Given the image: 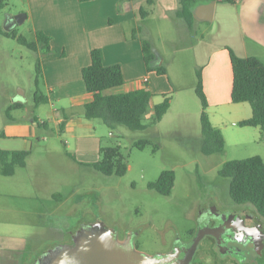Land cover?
Segmentation results:
<instances>
[{"label":"rangeland","instance_id":"rangeland-1","mask_svg":"<svg viewBox=\"0 0 264 264\" xmlns=\"http://www.w3.org/2000/svg\"><path fill=\"white\" fill-rule=\"evenodd\" d=\"M156 1L154 4L142 1V6L151 14L144 21L139 17L140 24L134 28L141 27V36L152 42L159 64L169 69L174 89L167 96L174 99V105L183 104L191 111H200L202 106L196 94L197 71L203 67L210 53L223 44L241 50L237 26L230 18L225 24L218 18L214 23L195 22L189 29L187 23L176 15L174 0ZM22 9L24 5L21 2L10 0L9 5L0 10V29L6 31L8 19L21 14ZM132 28L128 27V30L132 32ZM14 29L28 41L34 40L29 23L17 25ZM212 30L217 32L215 36L211 34ZM189 46L191 48H187ZM247 48L260 54L264 61V48L250 38L247 39ZM39 58L38 53L16 40L0 35V132L11 118L30 121L34 116L38 117L49 127L41 128L45 140L35 141L34 154L27 159L29 167L25 173L34 176L38 172L37 160H43L46 165L53 159L63 161L61 167L48 165L49 170L61 178L63 207L56 216L6 213L3 209L7 198L0 197V219H12L15 223L32 222L31 260L36 261L45 251L69 241L70 235L82 224L97 222L115 230L122 240L129 234L135 235V244L144 253L166 254L174 241L185 239L188 231L196 228V212L207 199L217 197L232 202L230 180L220 175L223 165L246 154H264L263 139L262 144L255 145L249 153L241 154L225 147L222 153L205 155L201 150L203 141L198 137L200 129L190 123L180 126V120L172 124L164 122L159 126L158 134L153 130L132 131L124 126L112 130L101 120H94L102 146H120L128 170L120 177L106 176L93 168L82 167L73 161L70 154L75 140L62 133L57 123L49 121V113L53 108H61L60 105L54 107L48 102L35 106L37 90L48 96L43 78L39 80V87L36 85ZM165 95L154 97L160 100ZM17 102L25 107L9 112V107ZM245 105L251 107L250 104ZM207 113L215 117L214 111L207 110ZM151 117L152 112H149L146 124L151 123ZM140 139H149L154 144L141 151L134 146ZM67 141L70 148L66 146ZM50 148L56 150L57 156L48 154ZM165 171H174L176 177L169 196L149 188ZM27 181H30L29 177ZM50 223L55 225L56 231H49Z\"/></svg>","mask_w":264,"mask_h":264},{"label":"crops","instance_id":"crops-1","mask_svg":"<svg viewBox=\"0 0 264 264\" xmlns=\"http://www.w3.org/2000/svg\"><path fill=\"white\" fill-rule=\"evenodd\" d=\"M18 1L24 5L20 13L27 15L24 23H29L33 38L36 32H42L51 38L52 52L49 55L40 52L39 59L49 102L54 107L60 105L61 108H53L48 115L49 121L57 123L59 128L65 123L63 133L75 140L71 158L76 164L88 167L99 161L100 149L103 147L98 127L84 116L85 105L91 103L94 97L86 89L82 71L91 64V52L94 49L102 50L106 66L119 65L122 68L125 84L114 92L148 89L156 96L167 95L174 89L168 68L166 75L148 70L142 51L143 37L141 33L135 37L134 27L140 24L138 9L143 0H90L84 3L79 0ZM162 1L157 0L156 3ZM179 1L174 0L176 15L180 11ZM206 13L207 11L203 12L204 15ZM218 18L222 24L229 18L235 21L242 48L238 50L229 44H223L210 53L201 68L209 105L207 110L215 113V117L211 114L209 117L212 124L223 133L226 149L231 147L237 153H249L255 145L262 144L264 135L260 128L239 126L241 121L252 117V107L245 105L248 103L235 104L232 101L234 75L228 49H233L241 57H257L262 60L260 54L248 51L247 39L250 38L264 48V0H238L235 4L216 1L212 21L195 20L214 23ZM131 26L132 32L128 30ZM211 34L215 36L217 32L212 30ZM262 62L264 63L263 60ZM153 65L160 66L159 58H156ZM163 100L164 96L160 100L154 97L150 112L153 113L154 107ZM201 113L202 110L191 111L187 105H174L173 99L170 110L158 125L148 126L142 132L153 130L154 134H158L159 126L164 122L172 124L180 120V126L190 123L200 129L198 137L203 141ZM36 120L43 122L35 116L30 121L12 118L7 122L0 132V149L30 150L29 158L32 157L35 141L45 140ZM67 143L66 146L70 148L69 141ZM48 154L57 156L54 148H50ZM246 155L234 160L255 156ZM257 155L264 160V154ZM35 163L39 170L34 176L25 173L29 167L28 162L26 167L18 168L13 176L0 174V197L7 198L4 212L54 217L61 211V178L49 170L48 165L52 168L61 167L63 161L53 159L48 165L43 160ZM28 177L30 181H27ZM31 223L0 219V264L35 262L30 256ZM48 226L50 232L56 231L54 224L50 223Z\"/></svg>","mask_w":264,"mask_h":264},{"label":"trees","instance_id":"trees-1","mask_svg":"<svg viewBox=\"0 0 264 264\" xmlns=\"http://www.w3.org/2000/svg\"><path fill=\"white\" fill-rule=\"evenodd\" d=\"M10 0H0V10H4L9 5ZM90 0H79L84 3ZM154 4L153 0H148ZM213 0H180V11L177 15L182 18L187 25L193 27L196 20L193 17L192 9L201 3ZM235 4L238 0H216ZM150 12L141 6L138 9V17L144 21L150 16ZM141 27L134 30L135 37L141 33ZM0 35L16 40L22 46L27 47L35 53L49 55L51 51V38L42 32H36L34 40L28 41L23 35L18 34L17 29L10 32L0 29ZM144 61L148 70L156 71L159 75H166L164 65L155 67V54L152 42L141 39ZM233 69V89L232 101L235 104L248 103L252 107V117L239 123L240 127L260 128L264 132V63L257 57H241L233 49H228ZM36 85L39 87V80L43 78L41 61L38 59L36 65ZM86 89L94 97L93 101L84 107V116L88 121L101 120L108 128L114 130L119 126H124L132 131H144L148 126L157 125L171 108L172 99L167 95L164 100L154 107L151 123L147 125L145 118L150 112L154 94L148 89L133 90L127 93L114 92L125 84L122 68L119 65L106 66L104 64L103 52L94 49L91 52V64L82 71ZM198 84L196 94L201 102V131L203 136L202 152L205 155L222 153L226 147L223 133L216 128L207 113L208 100L203 86L201 69L197 71ZM35 106L49 102L48 96L41 95L39 90L34 96ZM23 103H14L9 107V112L23 109ZM9 118H11L9 116ZM12 120V118L10 119ZM39 128H48L47 122L36 120ZM65 123L60 125L63 133ZM154 143L149 139H140L134 146L143 151ZM158 148V145H156ZM31 151H3L0 149V174L3 176H13L18 168L27 165V159ZM95 171L106 176H124L128 166L126 158L120 146L102 147L100 149V159L98 162L88 165ZM220 175L230 180L229 195L236 203H247L254 206L264 217V160L260 156H253L241 160H232L223 165ZM174 171L163 172L158 180L149 185V188L169 196L175 184ZM34 264V263H33Z\"/></svg>","mask_w":264,"mask_h":264},{"label":"flooded vegetation","instance_id":"flooded-vegetation-1","mask_svg":"<svg viewBox=\"0 0 264 264\" xmlns=\"http://www.w3.org/2000/svg\"><path fill=\"white\" fill-rule=\"evenodd\" d=\"M195 217L196 228L165 253L190 246L200 228L208 227L214 235L208 234L200 243L193 264H264V217L254 206L216 197L207 199ZM73 235L63 244L72 245Z\"/></svg>","mask_w":264,"mask_h":264},{"label":"water","instance_id":"water-1","mask_svg":"<svg viewBox=\"0 0 264 264\" xmlns=\"http://www.w3.org/2000/svg\"><path fill=\"white\" fill-rule=\"evenodd\" d=\"M215 5L216 0L196 5L192 9L194 19L212 21ZM204 11H207L206 15ZM26 18L23 13L12 16L7 21L6 31L23 24ZM208 234L214 235L208 227L200 228L190 246L166 254L149 255L137 248L133 234L121 240L115 230L101 222L82 224L74 232L72 245H56L41 254L34 264H193L195 251Z\"/></svg>","mask_w":264,"mask_h":264}]
</instances>
